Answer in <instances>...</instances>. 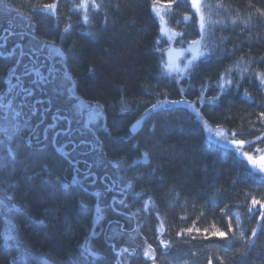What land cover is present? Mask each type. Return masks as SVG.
Segmentation results:
<instances>
[{
    "label": "trees",
    "instance_id": "trees-1",
    "mask_svg": "<svg viewBox=\"0 0 264 264\" xmlns=\"http://www.w3.org/2000/svg\"><path fill=\"white\" fill-rule=\"evenodd\" d=\"M84 1L87 22L76 13L80 0H24L21 11L34 22L38 38L58 43L69 55L68 75L78 96L104 105L111 135L101 132L100 146L109 160L123 159L131 172L138 195L135 201L128 195L125 204L133 202L131 210L153 252L152 259L135 257L129 264H264V177L250 171L233 149L211 143L204 129L222 128L264 154V0H205L214 11L210 54L180 83L163 75V44H156L160 26L152 8L170 5L171 25L193 40L199 36L197 17L187 0H95L99 9L92 7L93 0ZM45 4L56 8L44 10ZM184 16L191 19L185 22ZM7 57L0 54V94L12 70ZM121 104L128 110L116 108ZM153 104L161 106L149 111ZM118 137L126 139L119 143ZM44 142L33 147L43 148ZM55 148L50 145L45 155L22 149L20 158L33 178L23 179L19 165L9 177L16 188L9 193L19 196L14 202L23 207L15 218L19 240L60 263L73 261L89 241L98 259L88 264H117L106 229L84 212L95 200L71 183L77 166ZM133 159L140 163L129 168ZM42 163L53 169V179L59 176L70 187L45 185ZM45 209L55 211L51 225L47 220L33 224L29 216L43 218ZM112 214V221L120 215ZM217 231L228 238L213 235ZM11 256L0 219V259L7 262Z\"/></svg>",
    "mask_w": 264,
    "mask_h": 264
},
{
    "label": "rangeland",
    "instance_id": "rangeland-1",
    "mask_svg": "<svg viewBox=\"0 0 264 264\" xmlns=\"http://www.w3.org/2000/svg\"><path fill=\"white\" fill-rule=\"evenodd\" d=\"M187 1L191 6V0ZM82 4H85L84 0H80L79 5ZM200 4V13H196L191 7L197 17L196 28L199 31L197 40L201 41L199 47L192 50L197 54L196 66L209 57L210 35L214 24V11L211 4L205 0H200ZM26 6L24 0H0V54L9 56L7 58L12 65L11 75L7 80L11 84H8L6 91L0 94V140H5L6 136H10L11 141L8 142V146L13 148L20 144L25 136L26 140L31 139L32 143L44 141L45 137L59 141L60 143L55 145L56 148L61 147L62 144L63 151L69 152L68 160L73 159L74 166L77 162H81L79 166L82 170H89L90 174H95L98 178V181L89 188L92 197L90 199L92 202L95 200L93 207L90 209L86 207L84 212H90L94 216L99 226L106 229L110 245L115 251L120 250V255L116 253L117 264H129L135 257H145L143 254L145 251L150 253L146 258L152 259L153 252L149 248V237L146 235V230H141L139 226L141 224H137L135 212L131 210L133 202L130 203L131 205L125 204L128 195H131L134 201L138 195L134 190L131 172L127 171L124 163L119 168H112L108 163L111 160L103 153L101 146L94 142L89 132V129L95 130L98 124L105 125V116L102 117L104 108L101 110L98 104L80 98L76 92V86L71 94L68 93L67 89L72 87V83L66 79L65 69L68 73L67 63L70 57L64 53L58 43L48 42L36 36L34 22L21 11V8ZM152 11L160 26V42L163 44L161 51L165 57L162 64L163 75L180 83L196 68L189 66V69L185 71V65L193 59V53L188 51L179 63H173L167 60L166 52L170 49L187 50L191 46V39L188 34L186 36L182 30H178L176 24V27L171 25L173 11L170 5L154 4ZM32 12L30 13L33 16ZM76 13H80L82 19L85 20L87 13L84 8L79 7ZM201 15L204 17L203 33L199 27ZM178 33L184 35L181 37L177 35ZM25 72L28 75H25ZM14 75L21 78L24 85L22 88L30 91L31 95L28 91H23L20 86L11 89L10 85H15L16 82ZM74 97H79V99ZM58 108L60 111H57ZM116 108L121 109V106H116ZM204 129L211 143L233 149L247 163L250 171L264 177V154L258 150L253 152L252 143L246 142L241 146H236L233 142L240 141L234 139L224 129L208 125L204 126ZM100 133L101 131H97L96 135L99 136ZM111 162L117 163L118 161ZM89 180L93 182V178ZM107 189L114 191L113 194H105ZM3 195L4 189L0 188V199ZM8 195L11 193L8 192ZM109 196H114V198L109 199ZM113 199L115 202L112 201ZM109 201L112 202L109 203ZM8 206L11 207V205ZM112 211L122 215H117V219L112 221L110 219V216L113 217ZM20 214L21 212H8L6 208L0 206L5 248L15 256L16 264H39V261L32 257L42 255L32 252L23 241L19 240L15 218ZM106 220L112 224L107 223ZM162 241L160 238V242ZM16 243L20 247L9 246ZM42 258L47 259L44 256ZM91 259L96 261L98 255L91 249L89 241H86L82 251L73 261L60 264H88L87 262ZM50 262L49 264H53L52 261Z\"/></svg>",
    "mask_w": 264,
    "mask_h": 264
},
{
    "label": "snow or ice",
    "instance_id": "snow-or-ice-1",
    "mask_svg": "<svg viewBox=\"0 0 264 264\" xmlns=\"http://www.w3.org/2000/svg\"><path fill=\"white\" fill-rule=\"evenodd\" d=\"M78 7L80 8H84L85 11L87 10V4H82L79 5ZM92 7L95 9H99L100 5L95 3V0H93L92 3ZM191 7L193 9H195L196 13H200L201 12V4H200V0H191ZM44 10L47 11H54L56 8L55 4H45L43 5ZM157 15L159 16V13H157ZM85 22H87L88 20V16L87 14H85ZM161 19H163L161 17ZM191 18L189 16H184L183 20L186 22L188 20H190ZM177 23H180L179 21ZM70 27V26H69ZM199 27L201 30V33H203L204 30V17L203 15L200 16V21H199ZM68 29H65V31H67ZM163 31V29H162ZM86 35L88 36H94L93 33L89 32L86 33ZM177 35L179 36H183V33H178ZM201 43L200 40L197 39H193L191 40L190 44L191 45H199ZM156 44L159 45L160 44V39L158 38L156 41ZM159 50V49H157ZM191 50V49H189ZM189 66H191V68H195V57H193L192 60L188 61V65H186L185 71H187L189 69ZM15 70L13 69V74H14ZM25 75H28L27 72H25ZM65 77L66 79H68L71 83H72V87L68 88L67 91L69 94H71L73 92V89L75 88L76 84L75 81H72L71 77L68 75L66 69H65ZM17 81H19L20 77L17 76L16 77ZM264 82V81H262ZM33 83H35V81H33ZM233 83V81L231 80H225V84L231 85ZM225 84H220L219 87L221 89H223L225 87ZM25 91H28L27 89H25ZM28 94L31 95V92L28 91ZM75 99H79V97H74ZM171 103L175 104L178 103L177 101H172ZM160 104H153L152 105V109H149V111L156 109L157 107H160ZM99 109H103L104 105H99L98 106ZM110 107H115V106H110ZM121 111H127V107H125L123 104H121ZM57 111H60V109L58 108ZM139 123V121L137 122ZM133 129H135V125H133ZM97 131H101L103 133H108V135L110 136L111 133H109L108 131V127L104 124H98L95 126V130L93 129H89V132L94 140V142L97 145H102V140L100 136L96 135ZM126 137H118L117 138V142L119 143H123L125 141ZM11 141V137L10 136H6L5 140H0V188L4 189V195L3 198L0 199V206H3L4 208L7 209L8 212H21L23 210V207H17L16 203L14 201H19L21 198L19 196H13V195H8L9 191L15 192L16 188L15 185L12 184L9 180V177H11V175L15 172L17 166H21L24 170V177L23 179L26 180H32V176L28 175L27 173L29 171H32L30 165H28L26 163L25 160L21 159V150L23 149V151L25 152H29L32 154H40V155H45L46 154V150L49 148V146H55L57 143H60L59 141H56L54 138H49V137H45V141H47V143H44V147L43 148H34L32 145V141L31 139H21L20 144L16 145L15 148L13 147H9L8 146V142ZM238 143H243L238 142ZM55 152L59 153L61 157H63L64 159H67L69 156V153H66L63 151V145L61 144V147L55 148ZM145 158L148 157V153H145ZM109 164H111L112 168H119L121 167V164L125 163V161L123 159H121L120 161H118L117 163H112L111 161H108ZM140 161L133 159L131 164H128V167L131 168L133 166H135L136 164H139ZM157 169H153V172H155ZM78 172V170H77ZM41 173H45L46 174V178L43 179V183L45 185L51 186L53 189L56 188H60L62 187L63 189L67 190L70 187L69 183H62L61 179L59 176H56L55 179H53L52 177L55 175L53 169L49 166L48 163H42L41 164ZM41 173H35V175L39 176ZM72 184H79V182L75 179V177H73ZM129 186H131V183L129 182ZM7 202V203H6ZM122 203V202H121ZM259 203L258 201H253V204ZM8 205H11V207H9ZM82 208L86 207V205H81ZM145 208H147V204H145ZM99 210V209H97ZM25 214L27 215V212H25ZM56 218L55 215V211L51 210V209H45L44 211V216L43 218H33L32 216H29V219L31 220V222L33 224L36 225H45L46 220L48 221L49 225H51V221L54 220ZM54 227V225H52ZM189 231H191V229H189ZM213 235L217 236L218 238L221 239H227L228 238V234L222 231H217L215 233H213ZM253 235H255V231H253ZM9 239H12L11 237H9ZM161 243H164L163 241ZM11 247H20V245L18 243L13 244V245H9ZM165 247H167V245H165ZM149 248H151V245H149ZM125 251H127V249H125ZM145 257H148L150 255V253L148 251H145L144 253ZM43 255H47V254H42ZM83 255V254H81ZM42 256L40 257H32V259L34 260H38L39 264H49V259H43ZM0 264H16V258L15 256H11L7 262H5L3 259H0ZM53 264H60L59 261H53Z\"/></svg>",
    "mask_w": 264,
    "mask_h": 264
},
{
    "label": "flooded vegetation",
    "instance_id": "flooded-vegetation-1",
    "mask_svg": "<svg viewBox=\"0 0 264 264\" xmlns=\"http://www.w3.org/2000/svg\"><path fill=\"white\" fill-rule=\"evenodd\" d=\"M14 77L16 78L17 76L14 75ZM8 84H11L10 81H8ZM11 86V89L15 88V87H18L20 86L21 88L23 87V84H22V81H21V78L19 79V81H17L16 79V82H15V85H10ZM23 91L24 88H22ZM82 104H85L83 102H81ZM104 115V114H103ZM102 115V116H103ZM104 117V116H103ZM63 118V117H61ZM69 144V143H68ZM66 144V146L68 147L69 145ZM75 146V145H74ZM66 153H69V152H66ZM69 159V157L67 158ZM81 162H77V164H75L77 167H76V170H75V176L77 177V181L79 182V184L81 186H83V188H85V185L86 186H89V179H90V173H89V170H82L81 168L78 167V165L80 164ZM78 170V172H77ZM104 182V181H103ZM78 185V184H77Z\"/></svg>",
    "mask_w": 264,
    "mask_h": 264
},
{
    "label": "water",
    "instance_id": "water-1",
    "mask_svg": "<svg viewBox=\"0 0 264 264\" xmlns=\"http://www.w3.org/2000/svg\"><path fill=\"white\" fill-rule=\"evenodd\" d=\"M199 45H191L190 49L191 50H195L196 48L199 47ZM184 53H185V51L182 50V49H170V50H168L166 52V58L170 62H173V63L174 62H178L180 59H182ZM196 56H197V54L196 53H193V56L192 57H196ZM186 65H188V62L186 63ZM186 65H185V67H186ZM143 119H144V117L139 120V123L137 125L142 124ZM233 143L236 146H241L242 145V143H237V142H233ZM119 253H121V252H119Z\"/></svg>",
    "mask_w": 264,
    "mask_h": 264
},
{
    "label": "bare ground",
    "instance_id": "bare-ground-1",
    "mask_svg": "<svg viewBox=\"0 0 264 264\" xmlns=\"http://www.w3.org/2000/svg\"><path fill=\"white\" fill-rule=\"evenodd\" d=\"M29 5H30V4H29ZM23 87H24V85H23ZM103 116H105V115H103ZM104 118H105V117H104ZM137 122H138V121H137ZM137 122L134 124V125H135V129L132 128V130H131V133H133V134H134V133L136 132V130L142 125V124L137 125V124H138ZM43 142H44V141L33 142L32 145H33V146L40 145V144H43ZM74 177H75V175H74ZM75 179H76V177H75ZM91 183H92V182L89 181V186L92 185ZM89 186H86V185H85V188H83V186H81V187H82V189H83L84 191L87 192V191H89ZM136 200H137V199H136ZM138 201H140V197L138 198ZM120 215H121V214H120Z\"/></svg>",
    "mask_w": 264,
    "mask_h": 264
}]
</instances>
